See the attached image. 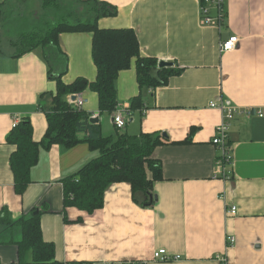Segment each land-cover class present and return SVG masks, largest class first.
Returning <instances> with one entry per match:
<instances>
[{
	"label": "crops",
	"instance_id": "0c3cea01",
	"mask_svg": "<svg viewBox=\"0 0 264 264\" xmlns=\"http://www.w3.org/2000/svg\"><path fill=\"white\" fill-rule=\"evenodd\" d=\"M99 1L117 8L115 17L98 21L99 28L131 29L141 57L181 69L165 86L143 92L145 106L122 130L128 135L159 133L165 140L153 153L162 173L153 185L155 204L141 207L129 184L116 183L106 189L103 208L93 214L64 211L61 180L93 159L86 144L40 150L30 184L22 195L15 193L9 166L15 146L6 138L13 123L30 122L33 140L42 139L47 122L38 106L43 102L47 108L50 97L40 96L54 93L55 82L39 49L15 57L17 50L2 26L5 20H0V40H5L0 45V214L5 210L12 221L36 211L42 238L53 244L58 262L218 264L217 258L225 256L227 264H264V116L238 115L230 122L233 163L231 175L222 180L215 178L218 151L211 143L221 113L209 106L223 100L264 113V0H225L220 28L199 24V0ZM231 36L238 37L236 49L220 54L219 43ZM58 43L68 58L62 81H94L91 34H60ZM116 90L118 107H128L140 93L134 62L119 73ZM82 96V109L98 116L97 95L86 90ZM101 117V134H113V116L103 122ZM230 207H236L235 215H227ZM227 235L235 238L228 248ZM20 238L19 227L0 226L2 263L17 261L14 243ZM158 250L180 260L154 261Z\"/></svg>",
	"mask_w": 264,
	"mask_h": 264
},
{
	"label": "trees",
	"instance_id": "16d2710c",
	"mask_svg": "<svg viewBox=\"0 0 264 264\" xmlns=\"http://www.w3.org/2000/svg\"><path fill=\"white\" fill-rule=\"evenodd\" d=\"M40 2V14L21 13L2 25L17 50L15 57L39 49L48 67V77L55 82L54 93L40 96L41 99L50 97L47 108L43 102L38 106L47 122L42 139L39 142L33 140L30 122L17 124L6 138L7 143L15 146L9 159L15 193L22 195L30 184V170L37 164L40 150L48 151L53 145L69 150L86 144L94 154L93 159L61 180L64 211L75 208L93 214L103 208L106 189L116 183L129 184L133 201L144 208L152 207L155 204L153 185L162 178L160 163L153 158V153L165 144L163 137L159 133L128 135L117 128L113 134L103 136L99 121L91 123V114L73 108L67 97L90 90L97 95L98 116L113 115L119 105L118 75L130 69L134 62L140 93L129 101V118L145 106L143 92L165 86L169 78L179 74L181 69L159 68L157 59L141 57L133 30L99 28L100 19L117 15L115 6L99 0ZM64 33L91 34V59L96 69L94 81L83 77L69 84L62 81L67 72L68 58L61 51L58 38ZM0 226H17L21 232L20 240L14 243L17 261L9 264H81L55 260L53 244L42 238L39 214L11 221L2 210ZM0 264L4 263L0 261Z\"/></svg>",
	"mask_w": 264,
	"mask_h": 264
},
{
	"label": "built area",
	"instance_id": "2783aa9c",
	"mask_svg": "<svg viewBox=\"0 0 264 264\" xmlns=\"http://www.w3.org/2000/svg\"><path fill=\"white\" fill-rule=\"evenodd\" d=\"M225 0H199L198 8V21L201 26H214L220 28L223 25L225 18L224 10ZM239 43L238 37L231 36L225 41L219 43V53H228L236 49ZM72 97L74 99L72 100ZM67 102L73 108L82 109L85 104V99L82 94L70 95L67 97ZM209 106L211 108L217 109L221 113V121L215 129L214 136L211 139L212 145L218 151L217 157L215 159V167L217 169L215 178L227 180L231 175V166L233 163V157L231 153V146L228 143V129L230 122L238 115H242L246 118L251 117L256 114L257 117H263L264 113L259 109L244 108L240 109L232 106L228 101L219 100L218 102H210ZM128 107L119 106L117 111L112 115L113 123L115 128L123 130L126 126L128 119ZM97 118V115H91L90 119ZM16 123H13V127ZM237 213L236 207H230L227 210V215L232 216ZM227 248L232 247L235 243V238L233 236H226ZM153 260L158 262L167 261H178L180 257L170 256L164 250H158L153 253ZM218 264H227L226 257L220 256L217 258ZM118 264H137L132 262L118 263Z\"/></svg>",
	"mask_w": 264,
	"mask_h": 264
},
{
	"label": "rangeland",
	"instance_id": "374dc122",
	"mask_svg": "<svg viewBox=\"0 0 264 264\" xmlns=\"http://www.w3.org/2000/svg\"><path fill=\"white\" fill-rule=\"evenodd\" d=\"M7 1H9V0H7ZM27 7H28V9H27ZM1 8H3V11H1ZM39 8H40V0H25V1L23 0V2L21 0H16V1L11 0V1L7 2L5 7L2 4H0V13L2 14V16L0 17V20H5V25H6L9 23L8 21L11 22L14 19H16V17H17L16 15H18V14L20 15L21 12L30 14L31 11H34L36 13L34 15L40 14L41 12L39 11L40 10ZM21 10H23V11H21ZM26 10H28V11H26ZM77 10H79V12H81L80 7H78ZM3 41H5V40L4 39L0 40L1 46L4 45ZM49 104H50V99H49ZM103 117L105 118V117H107V115H105V114L102 115V117H101L102 122L104 121ZM126 124H127V122H126ZM112 129H113V127L111 126V133H113ZM121 132H125V131L121 130ZM103 136H107V135H103Z\"/></svg>",
	"mask_w": 264,
	"mask_h": 264
},
{
	"label": "water",
	"instance_id": "95a60500",
	"mask_svg": "<svg viewBox=\"0 0 264 264\" xmlns=\"http://www.w3.org/2000/svg\"><path fill=\"white\" fill-rule=\"evenodd\" d=\"M172 64L170 62H159V68H169L171 67ZM74 99V97H72V100ZM91 123H97L98 119L94 118V119H90ZM37 212L35 211L34 214H36Z\"/></svg>",
	"mask_w": 264,
	"mask_h": 264
}]
</instances>
